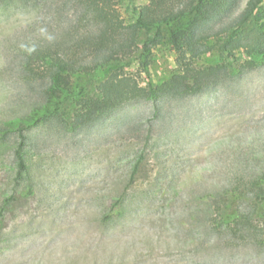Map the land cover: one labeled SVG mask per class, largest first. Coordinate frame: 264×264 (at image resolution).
Instances as JSON below:
<instances>
[{
	"label": "rangeland",
	"instance_id": "1",
	"mask_svg": "<svg viewBox=\"0 0 264 264\" xmlns=\"http://www.w3.org/2000/svg\"><path fill=\"white\" fill-rule=\"evenodd\" d=\"M55 1L0 0V122L23 115L39 94L19 67L27 40L65 42L78 62L95 55L83 46L90 21L79 20L73 0ZM117 1L128 21L130 7L160 0ZM150 47L118 74L148 86L179 72L166 38ZM217 60L211 53L196 63ZM30 135L21 179L17 134L0 141V264H264V247L216 230L218 219L201 201L232 180L247 186L243 170L264 166V69L160 107L127 103L76 131L51 122ZM262 223L255 226L264 233Z\"/></svg>",
	"mask_w": 264,
	"mask_h": 264
},
{
	"label": "trees",
	"instance_id": "2",
	"mask_svg": "<svg viewBox=\"0 0 264 264\" xmlns=\"http://www.w3.org/2000/svg\"><path fill=\"white\" fill-rule=\"evenodd\" d=\"M242 1L181 0L180 6L172 8L170 0H160L154 6L130 7L126 21L117 0H73L79 20L90 21L93 32L83 46L92 48L95 55L78 62L65 42L37 36L20 49V71L35 82L39 94L23 115L0 122V141H7L11 133L20 140L14 150L18 177L29 172L26 148L30 133L39 126L58 122L76 131L113 115L127 103L147 101L160 107L173 97L202 92L264 69V0H249L241 11ZM164 38L177 51L178 73L158 83L151 80L148 86L118 74L129 58L147 57L152 52L150 44ZM181 40L186 50L181 49ZM211 53L218 55L214 65H197V60ZM260 149L264 152V145ZM258 163L243 170L249 177L247 186L232 180L222 192L206 194L201 201L218 219L216 230L225 231L226 236L251 237L264 247V233L255 226L264 222V166Z\"/></svg>",
	"mask_w": 264,
	"mask_h": 264
}]
</instances>
